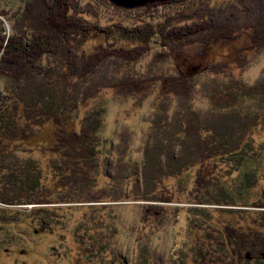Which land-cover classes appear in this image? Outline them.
Masks as SVG:
<instances>
[{"label":"trees","instance_id":"16d2710c","mask_svg":"<svg viewBox=\"0 0 264 264\" xmlns=\"http://www.w3.org/2000/svg\"><path fill=\"white\" fill-rule=\"evenodd\" d=\"M100 1L117 12L137 11L140 20L161 7L186 6L166 34L159 32L173 52L244 45L232 60L212 63L190 79H141L127 56L149 47L152 38L122 25H94L87 18L91 11L78 10L76 0H40L41 9L29 2L9 35L0 20V204L32 206L28 212L0 208V223L10 224L9 231L55 235L75 222L76 264H129L112 243L127 207L119 201H134L141 213L130 264H264V190L254 192L264 186V67L255 82L242 78L264 59V0L219 6L206 0ZM238 14L255 17L241 22ZM107 66L137 100L147 99L146 87L157 80L166 91L181 89L176 110L165 99L133 124L140 131L148 124L140 170L123 163L127 152L120 146V161L107 173L102 107L76 122L77 111L99 95L95 78ZM201 83L209 99L204 113L192 104ZM245 100L256 103L247 113ZM130 179L132 197H125ZM101 186L103 197L96 191ZM80 210L85 212L76 219ZM168 222L172 246L163 258L157 245Z\"/></svg>","mask_w":264,"mask_h":264},{"label":"rangeland","instance_id":"374dc122","mask_svg":"<svg viewBox=\"0 0 264 264\" xmlns=\"http://www.w3.org/2000/svg\"><path fill=\"white\" fill-rule=\"evenodd\" d=\"M213 2L215 6H219L222 3L230 0H206ZM29 2L33 5H38L41 9L40 0H0V12H6L7 16L3 18L0 16L5 33L9 35L12 30V25L15 19L18 18L19 14H24L26 12V7ZM71 2V0H70ZM78 10L87 8L91 11L89 20L94 25H103L116 27L115 29L124 26L125 28L137 30L139 29L141 33L148 34V37L152 38V44L138 48L137 53H130L127 58L129 61L133 62L130 67H135L137 72L134 75H141L139 78L142 79L144 75H152L159 79L165 78L167 76L173 77L177 76L178 79H190L198 74L204 73L208 70L212 63L230 61L237 56L238 49L244 45L241 42H232L225 44L224 46L217 48H204L196 46H190L188 48V53L180 54L179 52H173L170 49L164 48L165 38L162 36L169 31L168 25L171 24L172 20H176L179 13H186V6H168L161 7L156 11H152L146 17V19L140 20L137 11L134 13H129L127 10L117 12L111 9L108 5H104L100 0L97 2H92V0H76ZM93 4V6H89ZM32 5V6H33ZM31 8V7H30ZM178 9V11H177ZM45 15V14H44ZM132 16H136L131 18ZM219 16V20H220ZM255 15H244L238 14V19L241 22H247L253 20ZM189 23V22H183ZM184 25V24H182ZM189 25V24H188ZM164 27V28H163ZM175 27V26H174ZM108 29V28H107ZM162 32L160 36L159 32ZM149 39V38H148ZM196 51V52H195ZM197 53V54H195ZM199 53V54H198ZM131 55V56H130ZM250 55V52L245 54ZM264 67V59L260 63L254 65L248 72L244 73L243 79L248 83L255 82L261 75L262 68ZM128 67H125L127 69ZM232 69L233 68L232 66ZM134 69L132 71H135ZM111 68L105 67L99 76L95 78L98 81L99 95L94 99H91L87 104L77 111L75 117H77V124L79 125L84 117L91 109L102 107L104 109L106 121L103 127L102 135L103 139H109L107 145H109L107 173H112L116 164L120 161L119 157L115 154L116 149L120 146L126 147L125 150L126 157L123 158V163L130 162L135 170H140L142 148L145 142V137L142 135L146 134V128L148 124L144 125L142 131L134 128L137 119L146 120L151 115V112L155 105L164 101L169 100L168 109L174 111L179 105L178 100H183L181 95L177 96L176 89L171 91H166V84L157 80L154 84H149L143 92L147 93V99L137 100V98L130 97L127 88L118 85L117 81L110 74ZM137 83L140 80H136ZM190 81V80H189ZM187 81L185 88H190V82ZM154 85V86H153ZM1 89V87H0ZM146 90V92H145ZM208 90L206 89V84L201 83L197 90L192 92L193 94V107L199 112H206L209 108V99L207 97ZM165 97L163 99V95ZM244 104V105H243ZM242 109L243 112L247 113V110L254 108L252 101L243 102ZM142 125H139L141 127ZM138 131V133L136 132ZM120 138L121 141H120ZM115 154V155H114ZM134 180L139 179L138 176L135 177L133 173L130 174ZM131 184L128 182L123 183L125 197H132L131 190H133L134 182L130 179ZM100 185V184H99ZM175 182H170L169 187L174 189ZM192 186V184H191ZM190 186V187H191ZM122 187V185H121ZM101 188L96 189L97 196L103 197ZM262 189L264 186L259 185L255 188L254 192L262 195ZM132 200V199H131ZM116 204L118 202H115ZM134 201H119V204L126 205L124 211L123 224L118 226L119 233L117 234L116 240L113 241L112 247L115 251L123 253L125 260L130 264L132 257V251L134 246V240L136 238V230L139 223L141 209L140 207L132 208ZM139 204V203H137ZM157 204H167L172 206L170 203H157ZM32 206H5L0 204V208H5L10 211L23 210L28 212L31 210ZM20 209V210H19ZM85 211L80 210L75 212L74 216L76 219H81ZM75 222H69L65 226V233L58 232L55 235L47 233H33L29 232L28 228H20L18 231H9L11 226L8 223L1 224L0 228V264H76L74 258L77 257L78 248V238L74 236V232L71 233L70 229ZM172 223L168 222L165 228H163L164 239L157 245V251L164 258L168 255V252L172 246ZM15 228V227H14ZM31 229V228H30ZM27 231V233H26ZM8 233V235H7ZM131 233V234H130ZM63 234V235H61ZM61 237H64L61 239ZM59 238V239H57ZM61 239V241H60ZM6 242V243H5ZM62 244H61V243ZM5 243V244H4ZM10 247L8 250H3V248ZM57 247V248H56ZM53 248H55L53 250ZM79 263V262H78Z\"/></svg>","mask_w":264,"mask_h":264},{"label":"bare ground","instance_id":"6f19581e","mask_svg":"<svg viewBox=\"0 0 264 264\" xmlns=\"http://www.w3.org/2000/svg\"><path fill=\"white\" fill-rule=\"evenodd\" d=\"M196 52V51H195ZM131 56V55H130ZM72 57V56H71ZM1 59V58H0Z\"/></svg>","mask_w":264,"mask_h":264}]
</instances>
